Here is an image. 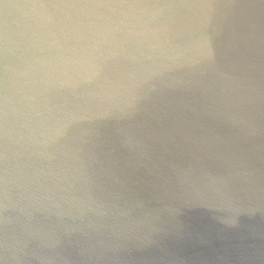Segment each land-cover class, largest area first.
I'll return each instance as SVG.
<instances>
[{"label":"water","instance_id":"1","mask_svg":"<svg viewBox=\"0 0 264 264\" xmlns=\"http://www.w3.org/2000/svg\"><path fill=\"white\" fill-rule=\"evenodd\" d=\"M0 264H264V0H0Z\"/></svg>","mask_w":264,"mask_h":264}]
</instances>
